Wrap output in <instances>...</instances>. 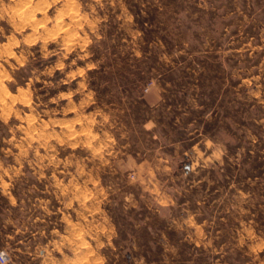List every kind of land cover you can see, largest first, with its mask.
Masks as SVG:
<instances>
[{"label":"rangeland","instance_id":"374dc122","mask_svg":"<svg viewBox=\"0 0 264 264\" xmlns=\"http://www.w3.org/2000/svg\"><path fill=\"white\" fill-rule=\"evenodd\" d=\"M1 251L264 264V0H0Z\"/></svg>","mask_w":264,"mask_h":264},{"label":"built area","instance_id":"2783aa9c","mask_svg":"<svg viewBox=\"0 0 264 264\" xmlns=\"http://www.w3.org/2000/svg\"><path fill=\"white\" fill-rule=\"evenodd\" d=\"M9 261V255L5 251L0 252V263L6 264Z\"/></svg>","mask_w":264,"mask_h":264},{"label":"bare ground","instance_id":"6f19581e","mask_svg":"<svg viewBox=\"0 0 264 264\" xmlns=\"http://www.w3.org/2000/svg\"><path fill=\"white\" fill-rule=\"evenodd\" d=\"M28 2V1H27ZM26 3V2H25ZM25 5V4H24ZM25 13H27V12H25ZM29 13V12H28ZM29 20V19H28ZM58 22V21H57ZM60 22V21H59Z\"/></svg>","mask_w":264,"mask_h":264}]
</instances>
